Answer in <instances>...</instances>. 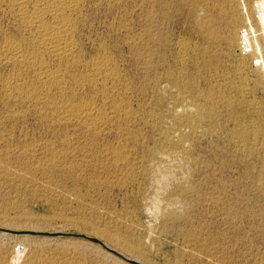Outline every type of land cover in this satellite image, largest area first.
<instances>
[{
    "label": "rangeland",
    "instance_id": "rangeland-1",
    "mask_svg": "<svg viewBox=\"0 0 264 264\" xmlns=\"http://www.w3.org/2000/svg\"><path fill=\"white\" fill-rule=\"evenodd\" d=\"M0 2L4 45L22 33ZM82 16L72 75L107 54L120 77L111 100L83 79L67 100L103 129L7 99L0 63V264H264V0H86Z\"/></svg>",
    "mask_w": 264,
    "mask_h": 264
},
{
    "label": "bare ground",
    "instance_id": "bare-ground-1",
    "mask_svg": "<svg viewBox=\"0 0 264 264\" xmlns=\"http://www.w3.org/2000/svg\"><path fill=\"white\" fill-rule=\"evenodd\" d=\"M1 1L14 18L18 27L16 29L22 33L21 39H6L4 45L0 44V63H8L15 68V73L11 74L12 76L7 80L5 78L4 83H1L4 96L7 99H21L22 102L25 100L24 104L26 101L37 105L46 104V109L51 110L61 122L67 124L77 122L85 125V128H102L105 121H103L104 113L99 110L100 108H97L98 106L96 107L90 100L82 102L81 98V102H78L77 98L76 101H74L75 98L67 100L69 90L72 88L70 87L72 81L77 84L80 80L81 82L84 80V84L99 87V90L102 91V94L99 93V95L108 98L110 96L109 84L116 85L120 77L113 61L106 56L107 54L100 56L97 60L85 63L87 64L85 65L87 73L84 71L87 74L85 77H80L82 74L72 75L71 73L72 69L80 64L76 35L80 26L79 22L83 17L86 0ZM82 64L83 62L81 66ZM28 75L32 78L31 85L26 84ZM79 87L81 88V85ZM53 94L58 95L62 100H57L58 102L53 99L49 100ZM74 95L76 94L74 93ZM51 163H55V160Z\"/></svg>",
    "mask_w": 264,
    "mask_h": 264
},
{
    "label": "built area",
    "instance_id": "built-area-1",
    "mask_svg": "<svg viewBox=\"0 0 264 264\" xmlns=\"http://www.w3.org/2000/svg\"><path fill=\"white\" fill-rule=\"evenodd\" d=\"M21 248H22L21 246H17V250H21Z\"/></svg>",
    "mask_w": 264,
    "mask_h": 264
},
{
    "label": "water",
    "instance_id": "water-1",
    "mask_svg": "<svg viewBox=\"0 0 264 264\" xmlns=\"http://www.w3.org/2000/svg\"><path fill=\"white\" fill-rule=\"evenodd\" d=\"M125 259V258H124ZM125 260H127V259H125Z\"/></svg>",
    "mask_w": 264,
    "mask_h": 264
}]
</instances>
